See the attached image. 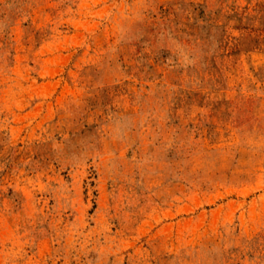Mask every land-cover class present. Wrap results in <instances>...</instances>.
Here are the masks:
<instances>
[{"label": "rangeland", "instance_id": "obj_1", "mask_svg": "<svg viewBox=\"0 0 264 264\" xmlns=\"http://www.w3.org/2000/svg\"><path fill=\"white\" fill-rule=\"evenodd\" d=\"M0 264H264V0H0Z\"/></svg>", "mask_w": 264, "mask_h": 264}]
</instances>
